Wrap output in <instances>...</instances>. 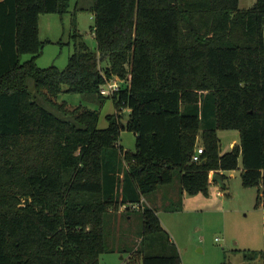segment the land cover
Returning <instances> with one entry per match:
<instances>
[{
    "label": "trees",
    "instance_id": "trees-1",
    "mask_svg": "<svg viewBox=\"0 0 264 264\" xmlns=\"http://www.w3.org/2000/svg\"><path fill=\"white\" fill-rule=\"evenodd\" d=\"M65 8L0 0V264H99L104 215L175 173L183 191L206 193L210 170L240 161L264 206V0H92L95 49L74 27L65 66H39L38 16ZM113 75L120 89L100 94ZM60 92L110 97L116 110L98 127L96 109L68 107ZM124 128L134 150L117 142ZM218 129H236L239 142L220 152ZM138 209L127 264H181L156 207Z\"/></svg>",
    "mask_w": 264,
    "mask_h": 264
},
{
    "label": "rangeland",
    "instance_id": "rangeland-1",
    "mask_svg": "<svg viewBox=\"0 0 264 264\" xmlns=\"http://www.w3.org/2000/svg\"><path fill=\"white\" fill-rule=\"evenodd\" d=\"M65 2L66 8L61 12H43L38 16V36L44 41L42 52L36 58L39 66H65L74 48L70 36L74 27L79 33L78 40L95 49L91 28L94 15L87 8L92 0ZM254 2L238 0V7L247 8ZM29 57L30 54L24 53L21 59ZM60 100H65L68 107L81 104L96 109L98 127H105L106 114L116 110L110 97L99 102L85 99L76 92H60L57 101ZM121 112L124 121L128 109L123 108ZM217 135L220 152L230 149L231 142H239L236 129H218ZM117 142L124 150L135 149L131 130L121 129ZM240 171V161L237 167L223 170L225 185H208L206 193L183 191L175 173L171 182L159 185L142 198V206L158 208L157 215L178 249L181 264L262 263L259 250L264 247V206L262 200L256 204L260 187L244 186ZM140 210H113L104 215L107 251L99 255V264H127L129 251L137 246L141 235Z\"/></svg>",
    "mask_w": 264,
    "mask_h": 264
},
{
    "label": "built area",
    "instance_id": "built-area-1",
    "mask_svg": "<svg viewBox=\"0 0 264 264\" xmlns=\"http://www.w3.org/2000/svg\"><path fill=\"white\" fill-rule=\"evenodd\" d=\"M122 81H123V79L118 77L117 75L110 76V77L104 76V81H103V83L100 84L98 91L100 94H102L104 96H112L120 89ZM201 152H202V146L199 145L196 147L195 151L193 152L191 159L194 161L199 160V154ZM142 201H143V199L141 198L140 201H138V202H133V203H128V204H126V203L120 204L119 210H123L127 206L129 208H134V209L141 208L142 207Z\"/></svg>",
    "mask_w": 264,
    "mask_h": 264
},
{
    "label": "crops",
    "instance_id": "crops-1",
    "mask_svg": "<svg viewBox=\"0 0 264 264\" xmlns=\"http://www.w3.org/2000/svg\"><path fill=\"white\" fill-rule=\"evenodd\" d=\"M234 143H236V142H231L232 145H233ZM230 148H231V147H230ZM213 172H217L218 174H221V173L224 174V173H223V170H218V171H217V170H210V171H209V174H208V177H209V185H214V184L217 185V184L219 183V182H218L217 180H215V179H214V180H211V179H210V175H211V173H213ZM221 179H222V178H221ZM223 180H224V178L222 179V182H223ZM224 185H225V183L223 182V186H224ZM221 187H222V186H221ZM221 194H222V193H221ZM155 207H156V206H155ZM157 211H158V208L156 207V213H157Z\"/></svg>",
    "mask_w": 264,
    "mask_h": 264
},
{
    "label": "water",
    "instance_id": "water-1",
    "mask_svg": "<svg viewBox=\"0 0 264 264\" xmlns=\"http://www.w3.org/2000/svg\"><path fill=\"white\" fill-rule=\"evenodd\" d=\"M210 179L211 180H217L219 183H220V186H222L223 187V182H222V179H221V176H220V174H218L217 172H213V173H211V175H210Z\"/></svg>",
    "mask_w": 264,
    "mask_h": 264
}]
</instances>
